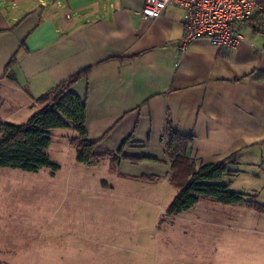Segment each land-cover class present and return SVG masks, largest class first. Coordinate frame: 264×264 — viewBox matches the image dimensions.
Returning a JSON list of instances; mask_svg holds the SVG:
<instances>
[{"label":"crops","instance_id":"0c3cea01","mask_svg":"<svg viewBox=\"0 0 264 264\" xmlns=\"http://www.w3.org/2000/svg\"><path fill=\"white\" fill-rule=\"evenodd\" d=\"M144 2L0 0V121L25 122L41 95L81 73L70 89L85 101L86 137L112 152L119 178L170 184L168 125L192 138L197 164L235 154L232 168L264 174V36L243 24L234 46L203 36L180 51L181 8L150 19Z\"/></svg>","mask_w":264,"mask_h":264},{"label":"rangeland","instance_id":"374dc122","mask_svg":"<svg viewBox=\"0 0 264 264\" xmlns=\"http://www.w3.org/2000/svg\"><path fill=\"white\" fill-rule=\"evenodd\" d=\"M67 133L50 131L55 171L0 167V264H264V212L201 198L169 215L171 184L119 178L108 158L79 163ZM233 169L222 182L264 204V174Z\"/></svg>","mask_w":264,"mask_h":264},{"label":"trees","instance_id":"16d2710c","mask_svg":"<svg viewBox=\"0 0 264 264\" xmlns=\"http://www.w3.org/2000/svg\"><path fill=\"white\" fill-rule=\"evenodd\" d=\"M264 5V0H258ZM70 77L50 91L41 95L37 102L41 108L31 114L23 123L0 121V167L18 168L36 172L42 167L53 171L58 164L52 162L47 154L51 144L50 131L71 128L74 135L70 145L75 150V160L89 164L110 156L112 152H97L95 142L86 137V105L84 99L70 89L79 75ZM192 138L178 134L169 125L166 128V156L169 161L168 180L176 193L168 204L165 213L177 215L192 208L201 198L221 204H240L264 212V204L240 192L230 190L228 183L222 182L227 175L237 172L232 168L236 155L214 163H196L186 155ZM125 143V142H124ZM136 161L140 158L125 156ZM145 159V158H143ZM149 160H158L149 157ZM153 180L151 176H140Z\"/></svg>","mask_w":264,"mask_h":264},{"label":"built area","instance_id":"2783aa9c","mask_svg":"<svg viewBox=\"0 0 264 264\" xmlns=\"http://www.w3.org/2000/svg\"><path fill=\"white\" fill-rule=\"evenodd\" d=\"M170 5L182 10L183 34L178 49L207 37L213 46H234L242 40L240 27L249 24L264 36V5L258 0H145L141 14L157 18Z\"/></svg>","mask_w":264,"mask_h":264}]
</instances>
